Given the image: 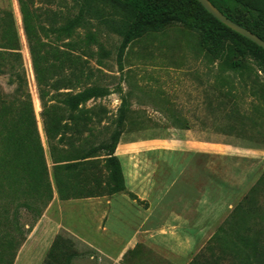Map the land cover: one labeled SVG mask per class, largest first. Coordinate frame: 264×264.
Listing matches in <instances>:
<instances>
[{"label":"rangeland","instance_id":"1","mask_svg":"<svg viewBox=\"0 0 264 264\" xmlns=\"http://www.w3.org/2000/svg\"><path fill=\"white\" fill-rule=\"evenodd\" d=\"M26 1L40 14L34 23L52 29L41 39L79 55L86 62L83 72L91 76L86 87L105 92L86 105L104 112L95 141L110 143L117 137L121 152L142 142L158 150L152 159L157 160L156 181L165 195L152 203L139 202L149 209L143 226L149 232L135 247L121 251L140 223L127 215L118 238L100 251L63 227L68 214H83L87 203L65 208L61 218L60 200L53 207V200L45 198L47 191L37 190L35 170L24 173L0 165V264H190L215 240V255L228 260L223 252L236 250L244 237L264 246V75L254 57L234 51L215 60L199 33L178 24L147 31L120 56L122 32L132 14L118 0L93 5L85 14L83 0ZM0 8L13 10L16 19L53 199H58L19 0H0ZM77 17L81 21L70 35L59 33ZM0 87L12 92L7 75H0ZM109 174L102 164L104 188ZM22 177L31 179L25 183ZM168 224L180 226L172 230L174 243L165 231Z\"/></svg>","mask_w":264,"mask_h":264},{"label":"trees","instance_id":"2","mask_svg":"<svg viewBox=\"0 0 264 264\" xmlns=\"http://www.w3.org/2000/svg\"><path fill=\"white\" fill-rule=\"evenodd\" d=\"M83 13L105 0H83ZM226 16L264 40V0H210ZM132 14L122 32V56L129 45L147 31H163L173 24L200 34L209 55L220 60L234 51L254 57L264 75V49L233 31L197 0H118ZM42 111L41 120L53 163L54 181L61 200L110 196L126 190L122 166L116 156L117 137L110 143H97L95 130L103 123V111L86 105L105 96L102 88L88 86L91 79L83 69L86 62L79 55L53 47L47 39L52 29L34 23L38 10L26 0H19ZM0 75L8 76L12 92L0 87V158L1 166L22 172L35 170L37 190L44 188L45 198L53 200L52 181L41 139L28 73L13 10L0 8ZM81 21L72 19L59 30L68 35ZM104 151L105 155L100 153ZM102 157H104L102 159ZM102 164L110 171L106 188L102 185ZM31 178L22 177L27 183ZM97 192V193H96ZM212 245L197 254L190 264H264V246L244 237L240 246L227 254L215 255ZM227 261L228 263H224Z\"/></svg>","mask_w":264,"mask_h":264},{"label":"crops","instance_id":"3","mask_svg":"<svg viewBox=\"0 0 264 264\" xmlns=\"http://www.w3.org/2000/svg\"><path fill=\"white\" fill-rule=\"evenodd\" d=\"M157 151L152 150L146 142L125 146L124 152H121L119 147L116 149V156L121 162L126 187V190L120 194L71 200H61L59 197L58 199L54 197L53 207L57 204L55 200H60L58 209L62 213L61 218L64 216L65 208L71 210L76 208V203H78V206H80V203H87L83 214L80 213L76 216L68 214L67 224L63 223L64 229L75 236L83 238L96 249L103 251V245L106 242H111L114 237L118 238L117 229L120 228L123 219L128 220L126 216L130 215L133 220L140 223L133 228L130 237L123 241L124 245L121 251L125 252L135 247L139 240L144 238L142 235L149 232L143 230V226L150 216L149 209H143L139 202L152 203V200H162L165 195L163 186L156 181L155 176L158 165L157 160L152 158L153 156L158 157V155H155V153H158ZM116 200H122V203L126 206L115 205L117 204ZM126 207H129L130 213ZM106 221H113V223L106 225ZM99 222H102V226ZM115 222H118V225H115ZM177 228H180V226L168 224L165 230L173 243L175 241L172 240L174 237V231L172 230ZM157 233L152 236L156 237ZM95 236H99L105 242L99 241ZM178 237L181 241L182 233H179ZM182 242L187 247L188 242L183 241V239ZM180 245L183 244L180 242Z\"/></svg>","mask_w":264,"mask_h":264},{"label":"water","instance_id":"4","mask_svg":"<svg viewBox=\"0 0 264 264\" xmlns=\"http://www.w3.org/2000/svg\"><path fill=\"white\" fill-rule=\"evenodd\" d=\"M211 15H213L221 23L242 35L243 37L251 40L258 46L264 49V40L250 31L249 29L243 27L242 25L236 23L228 16H226L220 9H218L210 0H197Z\"/></svg>","mask_w":264,"mask_h":264}]
</instances>
